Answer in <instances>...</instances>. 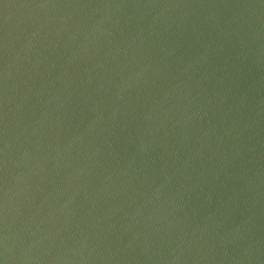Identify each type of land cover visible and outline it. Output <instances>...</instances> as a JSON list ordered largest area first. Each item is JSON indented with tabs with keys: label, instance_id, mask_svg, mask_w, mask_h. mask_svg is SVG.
I'll return each instance as SVG.
<instances>
[{
	"label": "water",
	"instance_id": "95a60500",
	"mask_svg": "<svg viewBox=\"0 0 264 264\" xmlns=\"http://www.w3.org/2000/svg\"><path fill=\"white\" fill-rule=\"evenodd\" d=\"M0 264H264V0H0Z\"/></svg>",
	"mask_w": 264,
	"mask_h": 264
}]
</instances>
